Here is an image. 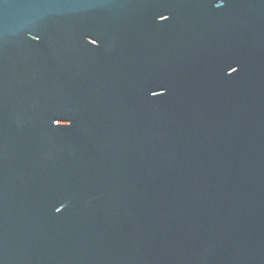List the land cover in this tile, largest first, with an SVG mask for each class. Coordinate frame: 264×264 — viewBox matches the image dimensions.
Returning <instances> with one entry per match:
<instances>
[{
	"label": "water",
	"instance_id": "water-1",
	"mask_svg": "<svg viewBox=\"0 0 264 264\" xmlns=\"http://www.w3.org/2000/svg\"><path fill=\"white\" fill-rule=\"evenodd\" d=\"M215 4L0 0V264H264V0Z\"/></svg>",
	"mask_w": 264,
	"mask_h": 264
},
{
	"label": "snow or ice",
	"instance_id": "snow-or-ice-1",
	"mask_svg": "<svg viewBox=\"0 0 264 264\" xmlns=\"http://www.w3.org/2000/svg\"><path fill=\"white\" fill-rule=\"evenodd\" d=\"M224 2H225V0H216V8H220V7H222L223 5H224ZM91 42V44H93V45H96L97 44V41L95 40V39H92V40H90ZM237 71V68H235V67H232L231 68V71H230V73L229 74H231V73H234V72H236ZM163 93H161V92H156V91H153L152 92V95L153 96H158V95H162ZM53 123L55 124V125H57V126H62L61 125V119H55L54 121H53ZM61 209L60 208H57L56 209V211L57 212H59Z\"/></svg>",
	"mask_w": 264,
	"mask_h": 264
}]
</instances>
